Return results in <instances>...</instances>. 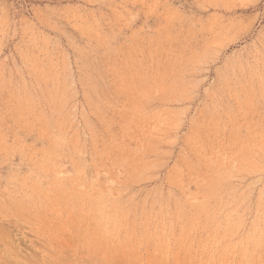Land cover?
<instances>
[{
  "label": "rangeland",
  "instance_id": "1",
  "mask_svg": "<svg viewBox=\"0 0 264 264\" xmlns=\"http://www.w3.org/2000/svg\"><path fill=\"white\" fill-rule=\"evenodd\" d=\"M0 264H264V0H0Z\"/></svg>",
  "mask_w": 264,
  "mask_h": 264
}]
</instances>
